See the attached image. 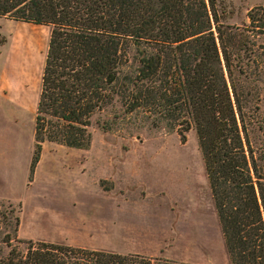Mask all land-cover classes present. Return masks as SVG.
<instances>
[{
	"label": "trees",
	"instance_id": "obj_1",
	"mask_svg": "<svg viewBox=\"0 0 264 264\" xmlns=\"http://www.w3.org/2000/svg\"><path fill=\"white\" fill-rule=\"evenodd\" d=\"M222 14L218 0H0V17L50 26L30 177L45 142L87 150L93 116L117 99L125 113L175 129L182 143L195 131L229 263L264 264V148L252 143L255 131L264 134L252 83L264 62V7L250 8L245 26ZM16 240L26 249L10 244L0 264H174Z\"/></svg>",
	"mask_w": 264,
	"mask_h": 264
},
{
	"label": "rangeland",
	"instance_id": "obj_2",
	"mask_svg": "<svg viewBox=\"0 0 264 264\" xmlns=\"http://www.w3.org/2000/svg\"><path fill=\"white\" fill-rule=\"evenodd\" d=\"M218 1L222 21L236 26L248 24L250 8L264 7V0ZM49 33L47 25L0 17V65L6 62L14 71L13 78L20 84L29 83L37 99ZM257 41L264 48V34ZM129 53L136 65L134 46ZM259 69V80L252 83L259 91L257 113L264 129V62ZM97 118L108 120L111 129L99 128ZM33 129V113L26 114L21 128L11 122V113H0V260L7 256L10 244L20 250L27 247L16 240L22 239L19 225L14 231V217L19 215L26 232L74 241L88 249L128 253L152 249L159 241L162 246L153 257L161 260L230 264L193 129L185 133L182 143L175 129L154 127L138 111L125 113L115 99L93 116L87 150L45 142L30 177ZM252 143L264 148L262 131L252 134ZM29 144L28 164L19 150L26 153ZM112 181L117 190H103ZM139 187L144 198L138 195ZM120 189L134 205L124 207ZM40 208L51 209V218L39 217ZM114 217L118 222L144 225L147 235L127 239L119 228L110 234L109 221ZM168 232L171 240L165 237Z\"/></svg>",
	"mask_w": 264,
	"mask_h": 264
},
{
	"label": "crops",
	"instance_id": "obj_3",
	"mask_svg": "<svg viewBox=\"0 0 264 264\" xmlns=\"http://www.w3.org/2000/svg\"><path fill=\"white\" fill-rule=\"evenodd\" d=\"M10 71L8 74L7 71ZM14 71L11 67H8L6 62H3L0 65V113H11V122L15 124V126L18 128H21L24 119L26 118V114L29 115L33 113H36V106H37V95H35L34 91L31 89V85L28 83L26 85L25 83H19L18 80L13 78ZM33 135H34V129H33ZM17 150V149H16ZM20 152V157L24 158L29 164V157H30V144L27 147L26 153L21 154ZM19 157V159H20ZM105 191H111L113 192L116 189V183L115 181H112V185L109 187V189H103ZM138 195L141 198H144L143 192L144 190L142 187H139L138 189ZM123 198L124 202V207H130L134 205V200L129 199L127 197V192H124L122 189L118 191ZM116 205H117V198L115 199ZM138 201V200H137ZM40 215L39 217H47L51 218L49 216L52 212L51 209L49 208H40L39 210ZM155 227V226H154ZM123 229L125 237L128 238H140L142 239L146 233H144V225L140 226L138 224H135L134 222L129 221L126 222L125 220H120L118 222L117 218L114 217L113 219H110L109 221V233L114 232L116 234L117 229ZM156 228V227H155ZM153 236V234H151ZM18 236L22 239H41L46 242H53V243H58V244H66V245H71V246H77L80 247V244L74 241H66L64 240H57V239H46L43 237H39L34 235L33 233H29L23 230V223L20 218V223H19V228H18ZM168 240H171L172 234L170 232L166 233L165 236ZM136 245V244H134ZM160 246H162L159 241L155 242V245H153V248L149 249H134L129 251L128 253H139V254H144L148 256H154L156 253L159 251Z\"/></svg>",
	"mask_w": 264,
	"mask_h": 264
}]
</instances>
